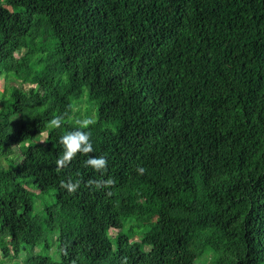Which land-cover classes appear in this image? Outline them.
I'll use <instances>...</instances> for the list:
<instances>
[{"label": "trees", "instance_id": "obj_1", "mask_svg": "<svg viewBox=\"0 0 264 264\" xmlns=\"http://www.w3.org/2000/svg\"><path fill=\"white\" fill-rule=\"evenodd\" d=\"M1 78L0 264H264V0H0Z\"/></svg>", "mask_w": 264, "mask_h": 264}, {"label": "clouds", "instance_id": "obj_2", "mask_svg": "<svg viewBox=\"0 0 264 264\" xmlns=\"http://www.w3.org/2000/svg\"><path fill=\"white\" fill-rule=\"evenodd\" d=\"M65 116L64 115H55L47 124V127L50 129H59L64 123ZM75 124L78 125V130L70 131L63 134L59 143L63 146V153L56 160V171L59 172L62 169L68 167L71 162L75 159L77 154L82 153L88 155L94 151L93 145L91 142L92 132L88 130L90 126H94L96 124V119L94 116H86L84 118L76 119ZM43 135H47L44 133ZM85 165L93 168L97 172H102L107 169L108 160L107 157L101 155L99 157L96 156H88L85 161ZM139 175H144L146 169L144 167H138L136 169ZM116 181L109 177L106 180H89L88 186H95L96 189H111L115 186ZM80 186V182H73L69 179L67 182L61 181L60 188L66 189L68 193H75ZM107 195L111 196L112 192L108 191Z\"/></svg>", "mask_w": 264, "mask_h": 264}, {"label": "rangeland", "instance_id": "obj_3", "mask_svg": "<svg viewBox=\"0 0 264 264\" xmlns=\"http://www.w3.org/2000/svg\"><path fill=\"white\" fill-rule=\"evenodd\" d=\"M6 0H4V2H5ZM5 6H7L10 10H15V8L14 7H12V6H9V5H5ZM12 85V83H11V81H9V80H6V79H4V78H1L0 79V92H2V91H4V90H6V89H8V87H10ZM25 87H27V86H25ZM82 100L84 99V101H83V105H79L78 107H76V111L75 112H73V115L71 116V118L69 119V121L71 122V123H74L75 124V120L76 119H80V118H84V117H86V116H94L95 117V119H96V121H97V111H96V107L95 106H93L92 104H91V102H89V100H88V97H87V94L86 93H84V95H83V97L81 98ZM80 99V100H81ZM83 107V108H82ZM80 109V110H79ZM77 110H79V111H77ZM103 128L104 129H108V130H110V131H115V127H114V125H111V124H108V123H106V124H104L103 125ZM45 139H46V136L45 135H43V134H41V135H39L38 137H37V139H36V141H34V143L36 144L37 142H39V143H43L44 141H45ZM29 144V143H28ZM44 145V144H43ZM0 165H2L3 167H7V162L6 161H1L0 162ZM52 195H53V193H51ZM50 196L51 195H44V196H42L41 197V200L39 201V203L42 205V203L44 204V203H46V202H48V204H51L52 203V200H51V198H50ZM39 203H37L36 202V206H38L39 205ZM137 239V238H136Z\"/></svg>", "mask_w": 264, "mask_h": 264}]
</instances>
